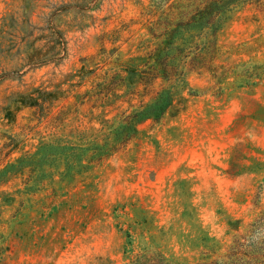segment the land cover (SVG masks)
Listing matches in <instances>:
<instances>
[{"label":"rangeland","instance_id":"1","mask_svg":"<svg viewBox=\"0 0 264 264\" xmlns=\"http://www.w3.org/2000/svg\"><path fill=\"white\" fill-rule=\"evenodd\" d=\"M201 1L0 0V264L264 259V0L166 61Z\"/></svg>","mask_w":264,"mask_h":264},{"label":"trees","instance_id":"2","mask_svg":"<svg viewBox=\"0 0 264 264\" xmlns=\"http://www.w3.org/2000/svg\"><path fill=\"white\" fill-rule=\"evenodd\" d=\"M251 1L253 0H202L203 7L198 5L195 12L187 19L181 17L185 14L181 12L179 20L174 23L171 21L167 22L163 32L164 37L170 43L169 50L164 53L166 61L175 58L173 49L181 51L187 46L191 48L189 44L194 49L198 48V43L189 41V38L195 36L203 37V45H211L212 41H210L209 37L214 34L218 24L227 16L228 12L236 5ZM169 25H172V27H168ZM164 73L166 76L171 75L167 70ZM176 80L178 82L182 81L180 76H177ZM168 106L174 108L172 91H170L169 87H166L159 90L153 101L139 111L138 114H141L144 118L158 117ZM227 257L228 260H213L203 264H264V259L259 257L258 252L254 251L251 245L244 247L239 240H235L234 244L230 246Z\"/></svg>","mask_w":264,"mask_h":264}]
</instances>
